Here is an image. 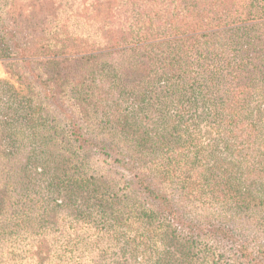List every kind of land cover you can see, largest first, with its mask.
Returning a JSON list of instances; mask_svg holds the SVG:
<instances>
[{"label":"trees","instance_id":"16d2710c","mask_svg":"<svg viewBox=\"0 0 264 264\" xmlns=\"http://www.w3.org/2000/svg\"><path fill=\"white\" fill-rule=\"evenodd\" d=\"M64 1L70 4L66 9L56 0L0 3V58L27 89L20 94L0 79V246L7 229L16 225L11 214L15 188L25 184L28 166L36 163L43 168L40 173L47 174L50 193L63 194L68 215H79L80 205L91 197L102 207L119 200L109 231L112 227V232H121L120 226L129 223L127 217L139 214L149 224L143 236L170 242L184 258L218 263L222 253L215 257L224 243L240 242L234 255L249 256L246 264H263L264 252L257 249L258 255L252 256L247 241L264 233V212L249 225L236 223L234 216L239 210L248 214L252 201L239 188L215 189L222 182L209 164L207 147L183 122V112H170L171 101L182 105L177 96L184 94V85L179 83L180 92L173 94V82L160 79L165 95L152 96L154 88L147 86L156 72L152 61L146 71V62L128 56L130 70L124 57L119 70L114 53L161 36L160 30L150 29L143 14H161L160 22L166 23L174 17L166 11L197 14L194 23L167 33L172 38L166 43L173 48L176 42L181 49L191 43L182 39L184 35L197 31L209 40L218 37L211 49L198 54L202 61L198 75L207 82L197 83L194 92L212 96L210 103L206 101L207 113L214 118L209 124L228 137L215 141L229 146L230 138L235 139L241 149L259 154L264 169V0H181L188 3V11L179 2L173 9L163 3L164 12L157 11L155 0ZM71 20L84 22L93 31L74 35L67 27ZM194 92L190 102L197 97ZM125 93L131 94L125 99L127 106L120 100ZM93 152L107 159L110 171L115 170V161L129 171L125 193L91 171ZM215 201L226 206L221 218L203 214ZM253 201L262 208L264 201ZM52 205L57 212L45 219L44 235L68 227L58 215V203ZM18 213L25 217V209ZM24 260L13 248L0 249V264Z\"/></svg>","mask_w":264,"mask_h":264},{"label":"rangeland","instance_id":"374dc122","mask_svg":"<svg viewBox=\"0 0 264 264\" xmlns=\"http://www.w3.org/2000/svg\"><path fill=\"white\" fill-rule=\"evenodd\" d=\"M17 1L25 5V0ZM27 1L31 2L32 0ZM56 1L60 3L59 8L62 9H66L70 5L67 1L62 3L61 0ZM155 1L159 3L157 11L161 12L165 11L167 4L173 9L179 2H182V6H185L187 11L189 8L186 1L185 3L181 0ZM9 2L11 0H0L1 4ZM150 2L151 4L154 3L152 0ZM163 3H166V6L161 7ZM166 12L170 15L174 14L172 22H170L171 17L167 18L169 21L167 23L160 22V18L164 16L158 13L143 14L148 17L150 29L160 30L161 36H157L158 38L152 37L149 40L142 39L135 44L124 46L126 49L123 53H114L116 65L119 70H122L124 67L122 59L125 57L126 69L130 68L132 70L133 66L130 67L128 60V56H130L134 60L146 62V71H148L151 69L150 61H152L151 67L156 72L153 71L151 73L148 80L149 84L147 85L154 88L152 96L165 95L161 91L164 90V87L159 83L160 79L173 82V91H171L173 94L180 92L179 83L184 85V94L177 96L182 105L171 101L169 105L170 112L178 111L180 114L183 112V122H188L193 133L207 147L209 164L212 166L211 168L217 171L216 176L222 182L221 184L217 183L215 189L220 192L221 188L230 187L234 192L239 188L252 201L248 208V214L239 210L237 216H234L236 223L245 226L249 225L250 221L257 219L264 212V203L261 208L260 205H255L253 201V199L258 202L260 200L264 201V169L263 164L260 163L259 154H256L251 149H241L243 145L237 146L236 144L239 143L232 138H230L229 146H226L223 140L215 141L219 137H228L222 131H217L209 124V120H214V118L207 113L206 101L210 103L209 99L212 96L205 92L204 97H201L203 92H200V95L194 92L197 83L207 82L204 75H201V77L198 75L197 67L202 64L198 54L207 52L214 43L219 42V39L214 36L209 40V36H205L203 31L186 33L182 39L191 43L180 49L178 44L173 42L172 46L175 50L173 52V48L166 43V41L171 40L172 35L166 34L171 33L173 29L176 31L179 26L184 29L189 23H194L193 21L197 19L198 15H192L191 10L188 14L180 12L177 15L173 13V10ZM135 16L138 19V16ZM83 23L78 20H71L67 27L74 35L79 33L88 34L89 30L93 31L92 28L86 27ZM158 24L161 26L158 27ZM139 36L141 38V32ZM129 47H138V50L127 49ZM187 49H190L189 52L185 51ZM139 50L141 53H139ZM163 53H165V56H161ZM136 54L141 55L140 59L136 57ZM167 55H170L171 58L166 61L164 57ZM163 63L171 64V66H165ZM190 65H192V68H190ZM178 67H183L191 72L182 73L178 70ZM170 74L173 76H169ZM0 79L8 81L20 94H26L27 89L25 86L21 85L12 76L1 58ZM193 92L194 96L197 97L193 102H190L189 96H193ZM211 94L215 95L213 90H211ZM128 97H131V94L125 93L120 99L121 102H124V106L128 104L125 100ZM203 111H205L206 115H204ZM190 113H200L203 117H195V119L189 115ZM238 141H240V138H238ZM239 151H243L242 154ZM93 155L94 158L89 161L92 167L91 171L107 177L105 179H110L111 183L116 185L119 193H125V187L127 188L128 181H131V178L129 179V171L123 170L118 161L114 163L115 170L110 171L106 158L96 154V152H93ZM40 172H43L40 164L33 163L29 165V176H25V184L15 188L17 196L15 197V204L12 207L13 213L11 214L16 225L10 227L12 229H7L4 234V244L0 246V249L9 247L10 249L13 248L16 253L21 254L25 259L23 264H246L250 259L249 256L239 258L236 254L234 255V246L235 248L238 247L240 242L234 245L224 243L223 248L218 250V254L215 257V259H218L219 254L222 253L221 261L218 263L184 258L180 252L174 251L175 248L170 242L156 237L151 239L143 236V233L147 232L149 224L142 220L139 214H130L127 217L129 223L120 226L121 232H112V227L109 231L108 224L112 219V213L117 209V205L120 204L119 200H109L107 201V206L102 207L96 203L97 201L94 197H91L93 199L90 202L80 205L81 211L79 215H68L70 208L65 205L63 194H51L47 174H41ZM230 175L232 179L228 178ZM226 181L228 183H224ZM262 182L263 184H261ZM211 192L213 191L209 190V193ZM54 202L58 203V209L60 210L58 215L68 224V227H65L64 231H48L44 235L42 233L45 232V225H43L45 219L53 217L57 212L52 205ZM111 202L112 204H110ZM215 202V205L210 206L206 212L203 211V214L206 215L208 213L214 218H221L219 216L225 214L226 206L223 207L218 201ZM21 208L25 209V217H21L18 213ZM43 236L46 238L44 237L43 243L40 244ZM247 243L248 253H252V256L258 255L257 249L264 252V233H258L255 238L248 239Z\"/></svg>","mask_w":264,"mask_h":264}]
</instances>
